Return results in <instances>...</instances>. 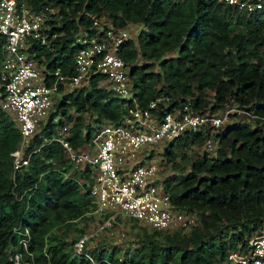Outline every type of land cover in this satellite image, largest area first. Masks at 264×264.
<instances>
[{
  "label": "trees",
  "instance_id": "1",
  "mask_svg": "<svg viewBox=\"0 0 264 264\" xmlns=\"http://www.w3.org/2000/svg\"><path fill=\"white\" fill-rule=\"evenodd\" d=\"M16 1L33 12H44L49 45L33 44L28 51L39 61L42 56L49 71L71 73L81 39L95 32L93 18L105 16L119 27L140 23L135 38L116 49L128 64L132 96L139 107L167 96L166 106L153 110L158 116L186 102L198 113L239 105L264 116V7L245 15L214 0ZM52 7L56 13L49 11ZM3 42L0 34V61ZM138 54L141 63H136ZM101 77L56 99L26 148L27 164L15 171L10 152L19 132L0 109V264H10L8 254L14 252H20L27 264H222L229 248L264 228V120H255L254 126L234 120L215 129L185 131L164 147L165 161L172 162L173 169L162 177L163 188L175 209L197 216L188 230L166 232L138 225L143 234L133 253L98 242L88 246L87 241L76 251L73 244L84 228L71 241L57 233H65L78 219L92 217L94 203L62 146L49 141L56 127L63 118L71 122L67 139L79 147L100 123L118 122L123 105H132L130 99L98 86ZM85 113L95 125L84 123ZM209 137L213 154L204 148L187 169L174 161V146L204 145ZM151 156L149 152L147 157ZM82 173L88 177L86 170ZM15 227L28 229L25 248Z\"/></svg>",
  "mask_w": 264,
  "mask_h": 264
},
{
  "label": "built area",
  "instance_id": "2",
  "mask_svg": "<svg viewBox=\"0 0 264 264\" xmlns=\"http://www.w3.org/2000/svg\"><path fill=\"white\" fill-rule=\"evenodd\" d=\"M214 1L231 5L245 15L264 7V0ZM92 27L95 32L81 39L83 45L73 55L71 73L63 74L59 68L49 71L42 56L39 61L35 52L28 51L33 44L49 45L44 12H33L16 0H0V34L4 37L0 109L19 132V141L10 152L13 170L27 164L26 148L45 123L56 96L87 86L92 77L100 75L98 86L132 102L131 106L123 105L121 119L100 123L79 147L71 145L66 131L57 130L49 139L62 146L64 157L71 163V170L77 171L80 184L86 177L82 172L88 173L87 186L94 203L89 214H95L98 222L90 233L77 239L74 248L80 251L88 239L112 230L114 223H120L117 221L120 217L148 229L186 231L196 224V214L173 207L163 188L160 165L147 157L149 153L145 154L144 148L169 142L185 131L215 129L232 119L255 122L264 120V116L239 105H226L217 113H198L191 111L188 102L158 116L153 110L163 109L167 96L155 97L146 107H139L132 96L128 64L116 51L122 41L133 38L127 26H114L101 16L92 19ZM204 145L210 149L212 139L206 138ZM14 231L22 235L19 243L25 248L28 229L15 227ZM123 236L122 231L118 237ZM8 260L10 264H27L20 252L8 254ZM222 264H264V228L253 233L244 244L229 248Z\"/></svg>",
  "mask_w": 264,
  "mask_h": 264
},
{
  "label": "rangeland",
  "instance_id": "3",
  "mask_svg": "<svg viewBox=\"0 0 264 264\" xmlns=\"http://www.w3.org/2000/svg\"><path fill=\"white\" fill-rule=\"evenodd\" d=\"M51 13H56L57 8L56 7H52L49 10ZM142 27V25L140 23H131L126 27V30L132 35L133 38H135L137 32L139 31V29ZM77 36L78 38L82 37V32L81 30H77ZM142 59L140 57V55L138 54L137 58H136V63H141ZM60 95L56 96V99L59 98ZM54 108H52L50 110V112L53 110ZM49 112V113H50ZM72 115H76L75 112L73 111V109L70 112ZM83 119H84V123L85 124H91V125H95V122L93 120V117L90 116L89 114L85 113L82 115ZM237 121V119H232L229 123H232L233 121ZM249 124L254 126V121H249ZM71 125V122L66 121L64 118L62 120V125L57 126V130L60 133L63 132H68V128ZM169 142H160L157 144H154L152 146L149 147H145L143 152L145 154H148L149 152L152 153V160L155 161L158 165H160V177H164L167 172L171 173L172 172V162H167L165 161L164 155H163V149L164 147L168 144ZM214 146V145H213ZM211 147L210 149L206 148L205 145L200 144V145H184L182 147H177L174 146V151L177 153L176 158H175V162H177L179 164V166H183L185 169L188 168L190 161L199 156L202 152V150L204 148L207 149V151L209 152V154H213L214 152V147ZM91 152L93 153L94 150L90 149ZM83 181L86 184H89L88 181V177H84ZM92 217L88 218L86 221H84L82 218L78 219L75 223H73L72 226H70L69 228L65 229V233L63 230H57L58 234H65V236L67 237L68 241H71L73 238H76L78 235V229L79 228H84L85 232L82 235H87L88 233H90L94 227H95V222H94V216L95 214L91 215ZM120 223L116 224L112 230H107L105 233H100L95 237H92L90 239L87 240L86 244L89 246H93L96 242L99 243H104L105 245H108L109 247L111 246H117L120 247L122 249H127L129 250L130 253L134 252L135 247L138 245V239L139 237L143 234L142 232V228H140L138 226V224L136 225L134 222L129 221V219L127 217H120ZM124 222V224H123ZM151 230V229H148ZM124 232V236L123 237H118L120 232ZM80 236H78L77 238H79ZM76 238V239H77ZM77 240H75L76 242ZM74 242V243H75ZM74 246V244H73ZM87 246V247H88ZM121 254V252H120ZM119 254V255H120Z\"/></svg>",
  "mask_w": 264,
  "mask_h": 264
}]
</instances>
